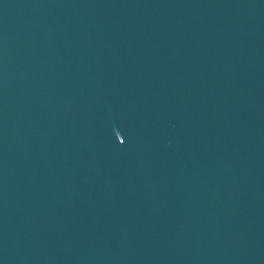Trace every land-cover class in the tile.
I'll return each instance as SVG.
<instances>
[{
	"label": "water",
	"instance_id": "water-1",
	"mask_svg": "<svg viewBox=\"0 0 264 264\" xmlns=\"http://www.w3.org/2000/svg\"><path fill=\"white\" fill-rule=\"evenodd\" d=\"M0 264H264V0H0Z\"/></svg>",
	"mask_w": 264,
	"mask_h": 264
}]
</instances>
